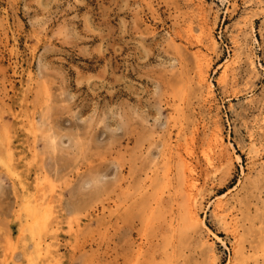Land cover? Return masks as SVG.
I'll use <instances>...</instances> for the list:
<instances>
[{
    "label": "rangeland",
    "instance_id": "obj_1",
    "mask_svg": "<svg viewBox=\"0 0 264 264\" xmlns=\"http://www.w3.org/2000/svg\"><path fill=\"white\" fill-rule=\"evenodd\" d=\"M192 135L198 221L180 236L170 198ZM120 177L136 198L161 188L165 219L120 207ZM35 178L55 198L31 238ZM37 237L53 264H142L146 240L169 264H264V0H0V264H37Z\"/></svg>",
    "mask_w": 264,
    "mask_h": 264
},
{
    "label": "bare ground",
    "instance_id": "obj_2",
    "mask_svg": "<svg viewBox=\"0 0 264 264\" xmlns=\"http://www.w3.org/2000/svg\"><path fill=\"white\" fill-rule=\"evenodd\" d=\"M201 19H204V18H201ZM187 30H188L187 33H190V35H191V29H187ZM200 46H202V45L200 44ZM198 48H200V47H198ZM197 53L200 54V52H197ZM197 67H199V66H197ZM202 81L204 83H206V79L202 75H200V82H202ZM209 85L210 84L207 85V90H208L207 93L208 94L211 91L210 90L211 88ZM30 124L32 125V120H31ZM209 131H211V130H209ZM208 137H209V135H208ZM184 142H185L184 146L181 147L182 148L181 151L183 153H181L180 151H178L176 149L177 150L176 151V155H177L176 164L178 165V170H177L178 172L176 171V176H175L176 186L173 189L174 191H173L171 198H170V202H172V203L174 202L176 204L177 208H175L176 209V212L174 214L175 217L173 216L174 217L173 219L176 220V226H172V225H169V226L171 227V231L173 234H179L180 236L186 234V228H187L186 226L193 225L194 223H197V221H198V215H197V211H196L198 196L194 193V190H193V189H195V178H194L195 171H194V169L192 167V163H191V159H192V156L194 154L193 144L195 142V138L192 135L190 138L184 139ZM208 143L206 142V144L208 145L206 150H204V152H201V153L203 154L204 160L206 162L205 165L210 166L211 165V159H210L209 153L213 149L219 148L222 145L221 135L217 129H215L213 131V133L210 134ZM168 150H170V148H168ZM5 152H6V154L9 155V160H10L9 161V164H10L9 168H13L12 167L13 165H11L12 155L10 154L9 138H8L7 143H6ZM168 153H169V151H167L166 154L168 155ZM170 161H171L170 157H168L164 161V163H162L163 174H162V176H159V178L163 182L169 180V178H168L169 173L168 172L170 170L169 169L170 168ZM5 168H8V167L5 165ZM9 173H10L9 176H11L13 179H16L18 181V184L21 186V188L23 190L24 184H23L21 178L18 176V174H16L12 169H9ZM130 179H131V181H129L128 185H126L123 188V185H124V183L122 182L123 179L121 177L119 178V190H118L119 191V193H118L119 206L124 208L126 206V204H128V201H129L130 203H129L128 207H126V208L131 210L133 208V205H138V207H140L139 220L141 221V223H142L141 225L143 226V228H147L148 224L150 222L154 221L156 218L164 220L165 216L163 214L164 212H162V202H161V198L159 196L161 188H159L158 190L153 189L151 191V193H146L145 195H143V196L140 195V197L136 198L137 197V195L135 194L136 188L133 185L132 178H130ZM155 180H152L151 182H154ZM38 181H40L39 178H35L34 182L36 183V189H35V192H33L32 194L22 191V200H21V205H20L21 215L19 217L22 219L21 227H23L24 229L28 228L31 231V233H30L31 238H33V236L35 235V233L33 235V232L37 233L38 230L42 229V231H45L47 229L48 220H49L50 216L53 215V213L50 209L52 208L51 205L54 202L53 199L55 198V196L53 195V193H55V190H54L53 186L49 182H46V181L43 182L44 189L40 188L39 187L40 184L38 183ZM57 196H59V195L57 194ZM55 200H58V199L56 198ZM220 203L221 202H218L216 204V210L220 214V216H219L220 221L227 228H231V232L233 233V236H234L236 229L232 225L231 222L226 223L225 215H223L224 209L222 208V205ZM171 206H173V205H171ZM132 218L133 217H131V219H130L131 220V226H133ZM120 219L122 222H124L123 218H120ZM170 219H171V217H170ZM50 223H52V222L50 221ZM24 229H22V231ZM34 240L36 242L33 245V251L32 252H34L37 259L41 258L37 264H53L57 255L51 251L52 245H50V244L49 245H43V244H45L44 240L40 241L38 237L33 239V241ZM179 240H180V238H179ZM132 254L135 255V257H136L135 260H138V261L142 260V264H169V262L173 260L174 250L172 249L170 254L158 252V250H154L151 243L149 244V242H147V240H146V242H141L136 247V249L133 250ZM159 259L162 262H158L157 260H159ZM138 261H137V263H138ZM242 263H244L243 260H241V264Z\"/></svg>",
    "mask_w": 264,
    "mask_h": 264
}]
</instances>
